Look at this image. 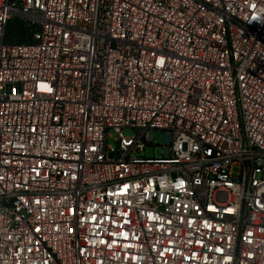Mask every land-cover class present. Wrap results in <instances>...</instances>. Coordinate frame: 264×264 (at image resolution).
<instances>
[{
  "label": "built area",
  "instance_id": "built-area-1",
  "mask_svg": "<svg viewBox=\"0 0 264 264\" xmlns=\"http://www.w3.org/2000/svg\"><path fill=\"white\" fill-rule=\"evenodd\" d=\"M0 264H264V0H0Z\"/></svg>",
  "mask_w": 264,
  "mask_h": 264
},
{
  "label": "trees",
  "instance_id": "trees-1",
  "mask_svg": "<svg viewBox=\"0 0 264 264\" xmlns=\"http://www.w3.org/2000/svg\"><path fill=\"white\" fill-rule=\"evenodd\" d=\"M33 31V25L29 22L14 19L7 27V39L11 42H23L25 41Z\"/></svg>",
  "mask_w": 264,
  "mask_h": 264
},
{
  "label": "rangeland",
  "instance_id": "rangeland-1",
  "mask_svg": "<svg viewBox=\"0 0 264 264\" xmlns=\"http://www.w3.org/2000/svg\"><path fill=\"white\" fill-rule=\"evenodd\" d=\"M113 137H115V134L111 131L110 132ZM122 134L124 136H132L133 135V130L130 128L124 129ZM107 142L110 144H114L113 138H108ZM162 145H163V133L162 132H155L154 133V142L153 144H150L146 146L144 155L146 157H160L161 156V151H162Z\"/></svg>",
  "mask_w": 264,
  "mask_h": 264
}]
</instances>
